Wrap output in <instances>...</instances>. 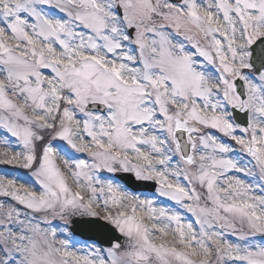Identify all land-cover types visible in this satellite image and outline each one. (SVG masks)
Returning a JSON list of instances; mask_svg holds the SVG:
<instances>
[{
	"label": "snow or ice",
	"instance_id": "1",
	"mask_svg": "<svg viewBox=\"0 0 264 264\" xmlns=\"http://www.w3.org/2000/svg\"><path fill=\"white\" fill-rule=\"evenodd\" d=\"M0 264H264V0H0Z\"/></svg>",
	"mask_w": 264,
	"mask_h": 264
}]
</instances>
